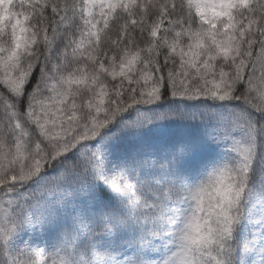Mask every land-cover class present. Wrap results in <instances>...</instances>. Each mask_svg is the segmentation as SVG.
Segmentation results:
<instances>
[{
  "label": "snow or ice",
  "instance_id": "6c2138e0",
  "mask_svg": "<svg viewBox=\"0 0 264 264\" xmlns=\"http://www.w3.org/2000/svg\"><path fill=\"white\" fill-rule=\"evenodd\" d=\"M0 264H264V0H0Z\"/></svg>",
  "mask_w": 264,
  "mask_h": 264
}]
</instances>
